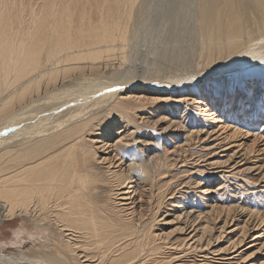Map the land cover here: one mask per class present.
<instances>
[{"label":"bare ground","instance_id":"6f19581e","mask_svg":"<svg viewBox=\"0 0 264 264\" xmlns=\"http://www.w3.org/2000/svg\"><path fill=\"white\" fill-rule=\"evenodd\" d=\"M188 56L190 69L165 72ZM254 74L264 76V0H0V225L19 219L10 243L25 247V238L30 243L17 257L0 254V264H171L180 260L173 252L181 247L229 264L241 253L246 227L230 247L212 249L232 221L225 219L218 230L204 212L181 207L193 234L179 247L171 241L172 230L160 236L140 213L129 216L123 200L131 175L151 187L163 178L160 156L138 161L135 133L140 123L165 121L167 130L177 121L161 116L152 122L151 111L167 103L171 111L177 102L204 105L208 116L226 113L238 136L244 130L237 123L253 120L244 111L245 96L226 89L213 97L204 87ZM245 86L255 90L257 84ZM231 104L238 114L231 116ZM116 119L132 128L116 136L112 155L101 157ZM179 127L190 139L203 132ZM228 142L216 146L217 159H206L209 165L225 173L244 161L238 170L256 172V181H264V163L251 161L239 144L232 150ZM249 214L264 221L253 208ZM214 229L219 234L207 239ZM260 237L251 236L244 249L257 248L243 262L264 250V241L253 244ZM7 245L0 242V251ZM170 246L172 255H161Z\"/></svg>","mask_w":264,"mask_h":264},{"label":"rangeland","instance_id":"374dc122","mask_svg":"<svg viewBox=\"0 0 264 264\" xmlns=\"http://www.w3.org/2000/svg\"><path fill=\"white\" fill-rule=\"evenodd\" d=\"M168 40L170 45L171 39H166V41ZM190 59L191 58L188 56L186 57L185 61H181V60L178 61V65H176L175 68L173 67L174 69L171 68L169 70L168 68H166L168 70L165 69L164 70L165 72L175 70L174 72H178V73L180 72L179 74L184 73L187 69L191 68L192 61ZM160 60L161 63L163 64L164 58L162 57L160 58ZM183 68L184 71L182 70ZM253 76H255V79L253 78ZM250 81L257 84L255 90L252 87L246 88L245 85H247ZM204 88H205L204 93L211 92L213 97L217 96L218 94H222V95L227 94L225 91L226 89L229 90V94L230 93L232 94V92L234 91L233 92L234 94L236 93L238 95L239 93L243 95V97L245 96L244 102L246 107L244 111L245 113H248V115H251L253 120L252 122L250 120L248 121V119L242 120L238 122L235 127L238 128L242 127L241 129H243L244 131L248 129L249 135H246L244 131L240 135L238 134L239 137L236 134L234 135L232 132L233 126L235 125V124L232 125V123H234L233 120L230 119L229 116L225 117L226 113L221 114L217 112V114L215 115L208 116L207 115V113L209 112L207 111L208 108L205 107L204 105H198L197 103H192L190 101H189L190 103L177 102L175 103L176 105L171 111L167 109L170 103L163 105L160 104L158 108L159 110L157 109V111L156 110L151 111V113L149 114L148 117L151 119V121L152 120L154 121L155 119L157 120L159 117L164 116L167 117V120L174 122L177 121V123L175 125H172L173 127L172 126L169 127V129L167 130L164 129V127L168 125V122L166 123L165 121L158 122L155 126L154 125L151 126L150 124L148 125V123L146 122H145L146 124L140 123V125L142 126V130L140 126L138 131L135 133V136H138V138L135 143L137 146L134 144L136 146L134 148H136V150L137 149L141 150L138 161H140L143 158L150 157L152 154L160 156L161 158L160 163L161 164L163 163L162 164L163 168L161 169V171L164 172V174L161 175L163 178L157 180L155 187H151V185L143 184L140 176L138 178L137 176L131 175L129 181L127 182V186L129 187L128 189H126L128 191L127 193L128 199L123 200L127 202L125 212L129 216L132 214L134 215L141 214L140 219H142V222L144 224H147L148 227H151V229L154 230L155 232L159 233L160 236H163L164 233L168 234L169 231L172 230L170 237L171 241L173 240L172 242L178 244L179 247L185 241L187 243H190L191 239H189L188 236L190 234H193V231L189 233L191 231L190 230L191 228L188 227L189 226L188 224L190 223L186 221H182L185 220L182 216H180V214H182L183 212L182 208L186 210H190L193 208L191 211L195 212L194 214H198V215L205 213L204 215L208 216L207 218L208 223L210 225L216 224L218 230H219V226L223 224L224 220L228 219L229 222L230 221L232 222L229 223L230 225L226 224V226H228L226 228V232L223 233L221 232V235H223L227 241H225V238L222 236V238H220V241H218L219 243L215 244L214 242L209 247H212V249H218L229 246L231 241H233V239H236L239 233L242 231L240 229H245L244 227H246V229H248L249 232L244 242L242 243L243 245L240 246L238 249V251L241 253L240 255H236L235 259H231L229 264H257L258 262L264 261V250L262 251L263 253L261 252L257 254L256 256L257 260H255L256 258H254L253 260L250 259L249 261L247 260L245 262H243L242 260L244 259V257L247 256V254H249L251 251H254L257 248V247H252L253 248L252 249L249 247L244 249V247H246V245L250 243L249 240L251 236L253 235L262 236L260 237L261 240L254 243L253 241L251 242L256 246H258L262 241H264V221L261 224L259 222L260 221L259 217H256L255 214L252 215L253 217L252 216L250 217L249 214L252 208L254 212L258 213L260 216L261 214H264V181L260 179L256 181L259 178V175L258 173L256 174V172L247 173L240 170L241 171L240 173L238 169H242L245 165H247V163H244V161L240 162L242 163L243 166L240 165V167L236 168L235 170L233 169L225 173L219 172L220 168H214L210 166L207 161L210 162V159H217L216 156L218 155H213L214 152L216 151L219 152L216 146L221 145L222 143L225 145V143H229L228 141H230L229 146L231 147L229 148H231L232 150H236V149L238 150L239 147H237V144H239L241 147L247 149V152L251 154L249 155L251 161L261 160L259 161V163H264V149H263L264 148V76H262L261 74H254L252 76L243 77L241 79H236L228 82L225 81V86L223 83V85L221 84L218 87L206 85ZM188 96H191V94ZM151 106H153V108L157 107L156 105H151ZM235 108L236 106L234 104H231L229 108V110H231L230 112L231 116L234 114H238ZM145 111H147V108L145 109ZM116 120L115 122L113 121V127H110L113 128L111 130V132L113 133L110 132L109 134H106L107 137L105 138H107L106 141H108L107 142L108 144L99 149L98 154H100L101 157L108 155L107 152H110L109 155H112L114 147H112L111 145L117 139L116 136L118 135L126 136L127 132L132 128L130 124L125 123L124 119H116ZM181 123L182 125H184V128L186 127V129L190 128L193 130L195 129L197 130L201 128L200 130L203 129L202 130L203 132L201 134L192 136L191 137L192 140H191L190 137L188 138L186 133L182 131L183 129L179 127ZM226 123L227 125L230 124L232 126L230 127L231 129L228 127L225 129L222 127L219 128L220 125L222 126L225 125ZM163 129L166 131H164ZM119 130L121 131V133L116 134V132H118ZM167 133L169 134V136ZM253 133L258 135V137L255 138V140ZM206 134H209V138ZM94 138L98 139L100 137L96 135L94 136ZM140 141H142L143 143ZM99 144L100 143H97V145ZM102 149L103 151H101ZM130 152H133V149L132 150L130 149ZM254 156H258L257 159ZM240 159L241 158H236L237 161H239ZM123 160L124 161L122 163L124 164V162H126V159ZM250 160H246L245 162H249ZM106 165H107L106 163L102 164L101 165L102 167H100V169L102 168L101 170L104 171L105 170L104 167ZM195 181L196 182L198 181L196 185H195L196 183ZM132 209H135L136 211ZM177 215H179L180 217ZM150 216L153 219H151ZM256 219L259 221H257ZM20 223L21 221L19 219H15L13 221L6 222L5 225L4 224L0 225V242L2 243L6 242V245L8 244L7 247L4 248V250L0 251V254L8 255L10 257H17L21 252L20 249L27 250V248L29 247L30 243L28 238L24 239L25 247L20 245H12L10 243L15 237V235L13 234V230L16 229L20 225ZM235 225H240L238 230L232 231L231 234L230 233L227 234V231L233 229ZM218 230L216 231L214 229L211 232H208L206 238L208 239L212 236L213 239L214 236L219 234ZM172 246H170L171 249L164 248V250H162V252L164 253L161 255H165L167 257L172 255L171 252L172 249H174ZM179 249L173 252V256L181 255L180 260L175 261L171 264H202V262L204 261H206L204 264H217L218 262L215 261L216 259L211 258L212 256L210 254H207L209 260H204L203 258L205 257L202 256L204 255L203 253L205 251L201 253H197L196 255L191 251L181 252L182 249H185L184 247H181L180 250ZM230 250L231 249H229L227 252H230Z\"/></svg>","mask_w":264,"mask_h":264}]
</instances>
